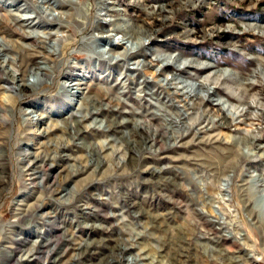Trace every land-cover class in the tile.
Returning a JSON list of instances; mask_svg holds the SVG:
<instances>
[{"label": "rangeland", "instance_id": "obj_1", "mask_svg": "<svg viewBox=\"0 0 264 264\" xmlns=\"http://www.w3.org/2000/svg\"><path fill=\"white\" fill-rule=\"evenodd\" d=\"M105 1L0 0V264H264V0Z\"/></svg>", "mask_w": 264, "mask_h": 264}, {"label": "bare ground", "instance_id": "obj_2", "mask_svg": "<svg viewBox=\"0 0 264 264\" xmlns=\"http://www.w3.org/2000/svg\"><path fill=\"white\" fill-rule=\"evenodd\" d=\"M41 1H45V0H41ZM69 1V0H68ZM104 2H106L105 0H104ZM118 11V10H117ZM107 13H111V14H114V13H117L116 12V10H108L107 11ZM59 15V14H58ZM57 14H48V16H51L52 18H55V17H57L58 16ZM113 23V22H112ZM112 23H110V25H112ZM106 33V35H108L107 37H111L112 36V32L109 30V31H106V30H104V28H102V30H101V33ZM114 33H118V34H120L121 35V37L119 38V41H117L115 44H113V45H111V46H109V51H112V49L113 48H115V47H122V46H124L125 48H124V52L123 53H121V54H116V55H114V57H113V59H115V60H117V59H121V58H123V57H125L126 55H128V53H133L137 48H139V47H141V46H144V44H145V41L147 40V35H146V33L144 32V30L142 29V28H139L138 30H131V31H129V32H126L125 31V29L122 27L121 29L119 28L118 30H116V31H114ZM139 34L140 35H142V37L141 36H139ZM165 59H166V61L167 62H169V63H171V65H168V66H172L173 65V63H175V61H176V57H173V56H171V57H163V56H156L155 57V62L154 63H156V62H161V61H165ZM194 64H197V70H202V71H204V72H206V71H208V70H210L212 67H209V66H206V65H203L202 63H197V62H195ZM141 64H140V62H138V64H137V66H140ZM142 66H147V64L145 63V65H142ZM39 71H37L35 74H33V76L32 77H34V80H37V84H40L41 83V80H40V74H41V72H42V68H40L39 67V69H38ZM216 74H218V73H212V74H209L208 76H206V78H210L211 76H215ZM227 73H221V76H225ZM172 77V76H171ZM170 79V77H167V80H169ZM166 84V83H165ZM180 84H182L181 82H176V83H174V84H172V86H173V88H174V85H175V87L178 89V86L180 85ZM21 85V84H20ZM168 86V85H167ZM171 86V85H170ZM204 86V84H202V83H200V84H196V86L194 85V88L197 90L198 88H201V87H203ZM26 88H28V85H26V83L25 84H23V85H21V86H18L17 87V89L18 90H20V91H22L23 89H26ZM163 88V87H162ZM13 90H16L15 88H12ZM165 89V88H164ZM184 89V88H183ZM79 90V89H78ZM167 90V89H166ZM76 91V90H75ZM189 92H190V90H189ZM192 92V91H191ZM14 93V92H13ZM76 93H79V91H76ZM193 93V92H192ZM167 95V94H166ZM169 95V94H168ZM198 95V94H197ZM201 96V95H200ZM189 97H194V98H196V99H198V97L196 96V94H191V95H189ZM201 98H202V96H201ZM206 100V99H205ZM13 102V101H12ZM183 106V105H182ZM178 108V107H177ZM187 108V107H186ZM176 109V108H175ZM186 111L187 110H185V108H183V107H180L179 106V109H178V111H177V117L179 118V120H182V119H184V118H186ZM199 120V119H198ZM179 123V122H178ZM181 123H179V125H180ZM193 124V123H192ZM184 126V125H183ZM188 127H190V126H186L185 128H188ZM184 128V127H183ZM245 139V141H248V143H251V144H254V143H256V139L254 138V137H251V136H248V137H246V138H244ZM247 143V142H246ZM36 159V158H35ZM34 159V160H35ZM33 174H35V172L33 173ZM262 222H263V220H262ZM263 225H264V223H263ZM33 255V253L32 254H30L29 256H32ZM33 260H34V258H33ZM33 260H30V262H32Z\"/></svg>", "mask_w": 264, "mask_h": 264}]
</instances>
